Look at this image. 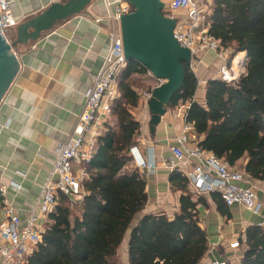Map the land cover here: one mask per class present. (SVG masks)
Masks as SVG:
<instances>
[{"label": "trees", "instance_id": "trees-1", "mask_svg": "<svg viewBox=\"0 0 264 264\" xmlns=\"http://www.w3.org/2000/svg\"><path fill=\"white\" fill-rule=\"evenodd\" d=\"M204 23L231 57L246 52L245 72L234 83L209 79L204 103L191 102L186 120L197 136L203 135L200 147L231 166L239 165L245 176L264 180V0H213ZM183 68V83L169 107L191 99L196 89L189 64L183 63ZM144 72L136 60H128L120 72V97L111 106L113 124L105 127L92 158L81 165L87 175L84 195L78 201L57 196L27 264L119 263L118 248L147 201L144 175L137 169L124 171L133 159L130 150L140 129L131 112L139 100L132 75ZM169 182L184 192L179 209L173 218L163 213L140 217L129 234L128 264H202L208 242L198 224V201L191 199L188 179L180 171H171ZM210 193L223 211L219 193ZM239 239V264H264V226L248 225Z\"/></svg>", "mask_w": 264, "mask_h": 264}, {"label": "crops", "instance_id": "crops-1", "mask_svg": "<svg viewBox=\"0 0 264 264\" xmlns=\"http://www.w3.org/2000/svg\"><path fill=\"white\" fill-rule=\"evenodd\" d=\"M8 1L11 14L18 22L11 28L15 32L12 37L16 39V27L20 23L40 14L51 3L66 0ZM162 1L167 4L171 0ZM212 1L195 2L209 12ZM185 14V10L174 12V15L181 18ZM98 15H105L102 0H93L83 12L57 21L36 40L13 47L18 69L0 99V187L4 190L0 193V223L6 220L4 205L10 204L21 225L25 224L41 186L49 176L56 148L67 139L78 120L85 93L90 86V75L99 71L110 43L105 25L101 23L102 26H98L93 22V17ZM7 38L11 40L8 35ZM218 66L215 55L209 52L194 67L196 88L199 89L196 94L198 103H204L206 82L217 78ZM132 77L153 79L146 72L133 74ZM178 105L168 107L153 134L148 126L147 107L141 100L133 108L136 113L131 110L140 122L135 144L138 143L144 159L150 158L151 153L155 168L152 172L141 170L137 168L134 159L124 168V171L137 169L144 175L147 201L142 211L135 216L118 248L123 264H128L127 245L131 228L142 215L163 213L173 218L179 209V197L184 192L170 184L171 171L164 165L169 147L182 132L185 122L177 112ZM112 123L109 122L110 125ZM186 135L192 145L198 144L203 138V135L197 136L194 133L192 126ZM240 164L243 165L244 160ZM235 168L240 170L239 165ZM245 179L242 185L248 187L252 183L257 199L262 203L259 214H253L239 204L228 206L224 203L225 209L219 211L211 193H193L187 185L191 199L198 201L195 207L198 224L207 236L208 249L201 260L202 264L231 254L229 241L243 235L248 225L264 226V180L247 176ZM239 263L235 261L231 264Z\"/></svg>", "mask_w": 264, "mask_h": 264}, {"label": "built area", "instance_id": "built-area-1", "mask_svg": "<svg viewBox=\"0 0 264 264\" xmlns=\"http://www.w3.org/2000/svg\"><path fill=\"white\" fill-rule=\"evenodd\" d=\"M102 3L105 15L93 17L96 25L102 26L101 23L105 25L110 41L102 65L96 74L90 75V86L85 93L82 111L67 139L56 148L49 176L41 186L36 202L29 210L25 224L21 225L17 213L10 204L4 205L6 220L0 223L1 264H27L28 257L41 242L48 215L55 208L59 194L67 196L72 201L81 200L84 195L82 181L87 175L81 165L92 158L98 136L109 125L112 103L120 97L118 77L128 61L123 50L120 17L133 10L128 0H102ZM178 10L186 11L184 18L174 15ZM163 12L169 17H177L173 34L181 46L190 50L192 59L188 64L192 72L202 56L211 52L219 63L217 78L227 83H234L243 75L246 54L240 58L237 55L229 57V52L219 46L205 26L204 22L208 14L205 7L193 0H171L166 4ZM17 24L11 14L9 1L0 0V33L8 43L10 41L7 32ZM14 56L17 59L15 52ZM194 56L197 59H194ZM233 65L237 67L232 68ZM146 74L158 81L155 86L163 82L162 79L155 78L147 69ZM151 90L152 88L139 93V100L145 107ZM198 90L195 89L191 99L178 105L177 112L185 122L182 132L175 137L174 144L169 147L164 165L170 171L182 172L187 177L193 193L217 192L226 205L239 204L251 213L259 214L262 203L257 199L255 186L252 183L248 187L242 185L246 180L245 174L213 152L198 144H190L187 139L186 132H189L192 126L186 120L187 109L191 102H199L196 98ZM130 152L137 168L146 172L154 170L153 156L150 153V158L144 159L138 143L132 146ZM3 192V188L0 187V193ZM240 246V239L233 238L228 243L231 254L210 259L207 264H228V261L232 263V260H238Z\"/></svg>", "mask_w": 264, "mask_h": 264}, {"label": "water", "instance_id": "water-1", "mask_svg": "<svg viewBox=\"0 0 264 264\" xmlns=\"http://www.w3.org/2000/svg\"><path fill=\"white\" fill-rule=\"evenodd\" d=\"M93 0L53 2L42 12L16 27V39L7 42L0 33V99L15 76L18 63L13 47L36 40L60 20L79 14ZM133 10L120 17V32L127 60H136L163 82L154 86L146 102L151 134L166 113L170 100L184 80L183 63L192 59L190 50L175 39L177 17L164 14L162 0H128ZM194 59H197L195 56Z\"/></svg>", "mask_w": 264, "mask_h": 264}, {"label": "rangeland", "instance_id": "rangeland-1", "mask_svg": "<svg viewBox=\"0 0 264 264\" xmlns=\"http://www.w3.org/2000/svg\"><path fill=\"white\" fill-rule=\"evenodd\" d=\"M193 1H197V0H193ZM13 34H15V32L12 31V29H11V32L10 33L7 32V35L11 37V40H10L11 42L15 39V38L12 37ZM227 50H229V49H227ZM243 54H244L243 56H245L246 52H244ZM236 55L238 56V58L241 57L240 56L241 54H239V53H237ZM131 83H132L133 87L138 92L142 93V91H145V90H148V89L153 88L158 83V81L155 80L154 78L152 80H149V79H145L144 80V79H142L140 77H133L132 80H131ZM142 104H143V102H142ZM131 110L136 113V110H133V108ZM134 117L137 118V115H134ZM110 122H113V117L112 116L110 117ZM115 258H116L117 262H119L118 264H123L122 261L120 260V255H117ZM235 261H236V263H239V259L238 260L237 259L232 260L233 263Z\"/></svg>", "mask_w": 264, "mask_h": 264}, {"label": "bare ground", "instance_id": "bare-ground-1", "mask_svg": "<svg viewBox=\"0 0 264 264\" xmlns=\"http://www.w3.org/2000/svg\"><path fill=\"white\" fill-rule=\"evenodd\" d=\"M243 54H241L240 56H242ZM236 58V57H235ZM235 58H234V60H235ZM237 66H235V65H233V67L232 68H236Z\"/></svg>", "mask_w": 264, "mask_h": 264}]
</instances>
